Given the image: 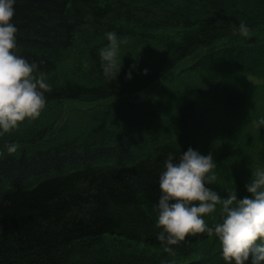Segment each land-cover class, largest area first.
Returning a JSON list of instances; mask_svg holds the SVG:
<instances>
[{
    "label": "trees",
    "instance_id": "1",
    "mask_svg": "<svg viewBox=\"0 0 264 264\" xmlns=\"http://www.w3.org/2000/svg\"><path fill=\"white\" fill-rule=\"evenodd\" d=\"M14 8L18 54L51 90L38 118L0 136V150L18 144L0 156V264H224L219 245L190 258L214 237L205 233L173 246L174 257L163 251L158 177L169 153L192 147L214 157L208 187L249 195L245 183L264 167V126L254 123L264 116V0H16ZM109 31L126 38L116 79L98 57ZM152 85L151 97L131 100Z\"/></svg>",
    "mask_w": 264,
    "mask_h": 264
},
{
    "label": "clouds",
    "instance_id": "2",
    "mask_svg": "<svg viewBox=\"0 0 264 264\" xmlns=\"http://www.w3.org/2000/svg\"><path fill=\"white\" fill-rule=\"evenodd\" d=\"M16 0H0V136L16 129L25 120L38 118L46 105L45 93L51 90L45 73L35 62H29L17 51L18 29L13 23ZM241 36L251 31L241 20L238 25ZM108 43L98 50L100 68L106 78H115L122 67L121 38L114 31L105 33ZM125 73L132 79L134 65ZM148 69L141 70L147 75ZM264 126V116L255 122ZM18 150L15 142L6 143L0 156ZM217 167L211 152L207 155L188 147L179 155L169 153L158 177L159 196L154 205L156 239L163 251L175 256V248L185 238L197 233L214 236L220 244V258L224 264H264V167L251 172L245 183L249 194L237 197L236 188L225 197L207 185L216 180L213 169ZM211 225L206 216L217 214ZM215 219V217H213ZM161 264H174L163 260Z\"/></svg>",
    "mask_w": 264,
    "mask_h": 264
},
{
    "label": "rangeland",
    "instance_id": "3",
    "mask_svg": "<svg viewBox=\"0 0 264 264\" xmlns=\"http://www.w3.org/2000/svg\"><path fill=\"white\" fill-rule=\"evenodd\" d=\"M234 39H240L241 37L237 34L233 35ZM252 84L254 85H260L261 83L258 80H250ZM154 93V86L136 93L131 97L132 101L140 102L142 100H146L147 98L151 97ZM217 245L220 246L218 239L215 237H211L209 239H206L204 241L199 242L193 249L191 250L192 256L190 258H203L206 256L211 255L212 253L216 252ZM94 254H91L90 257H92ZM90 257H87L86 259H89Z\"/></svg>",
    "mask_w": 264,
    "mask_h": 264
}]
</instances>
